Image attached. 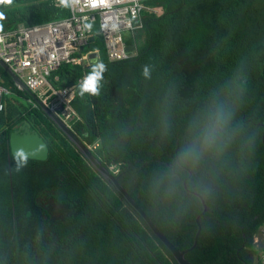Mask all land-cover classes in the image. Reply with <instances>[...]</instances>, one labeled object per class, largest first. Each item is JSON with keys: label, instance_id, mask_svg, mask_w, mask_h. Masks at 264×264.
Returning a JSON list of instances; mask_svg holds the SVG:
<instances>
[{"label": "trees", "instance_id": "obj_1", "mask_svg": "<svg viewBox=\"0 0 264 264\" xmlns=\"http://www.w3.org/2000/svg\"><path fill=\"white\" fill-rule=\"evenodd\" d=\"M129 45L136 55L110 61L99 97L79 95L74 133L108 168L193 264H255V238L264 226V0H150ZM2 30L58 21L70 9L52 0L0 5ZM64 64L61 86L91 65ZM148 65L150 78L141 75ZM3 84L28 99L0 66ZM214 100L233 108L235 141L224 155L197 163L180 159L193 116ZM29 127L42 137L47 160L16 169L11 134ZM10 159V162H9ZM186 181L187 188L184 182ZM0 264H178L113 183L91 165L42 110L5 96L0 115Z\"/></svg>", "mask_w": 264, "mask_h": 264}, {"label": "built area", "instance_id": "obj_2", "mask_svg": "<svg viewBox=\"0 0 264 264\" xmlns=\"http://www.w3.org/2000/svg\"><path fill=\"white\" fill-rule=\"evenodd\" d=\"M150 0H111L110 6L92 8L86 0L70 7V16L58 21L27 25L19 23L15 28L0 31V62H4L26 85L27 102L40 107L39 101L53 111L68 127L80 120L73 107L78 82L71 86H61L57 71L64 64L90 65V55L82 53V48L91 42L94 26L104 39L107 56L110 61L126 60L135 51H128L127 38H134L143 28L146 12L161 16L162 6H149ZM58 5V0H52ZM85 24H91L86 30ZM115 26V27H114ZM99 55V53H98ZM13 94L0 78V115L5 108V96ZM98 143L89 147L96 148Z\"/></svg>", "mask_w": 264, "mask_h": 264}, {"label": "clouds", "instance_id": "obj_3", "mask_svg": "<svg viewBox=\"0 0 264 264\" xmlns=\"http://www.w3.org/2000/svg\"><path fill=\"white\" fill-rule=\"evenodd\" d=\"M111 0H86L88 6L108 7ZM13 0H0V5H11ZM80 0H58V6L70 8L79 4ZM5 16L0 12V21ZM3 25L0 24V30ZM91 24H85L86 30ZM115 27V26H114ZM107 65L101 60L91 65L89 72L79 82V95L99 97L101 94L104 74ZM141 75L148 79L151 70L148 65L142 67ZM3 105H0L2 108ZM233 108L226 100H214L207 108L193 116L188 125V142L180 152V159L197 163L208 155H224L235 141V130L232 127ZM29 157L22 150L13 154V161L17 170L27 167Z\"/></svg>", "mask_w": 264, "mask_h": 264}, {"label": "water", "instance_id": "obj_4", "mask_svg": "<svg viewBox=\"0 0 264 264\" xmlns=\"http://www.w3.org/2000/svg\"><path fill=\"white\" fill-rule=\"evenodd\" d=\"M95 41V37H91V42ZM128 51L137 50L136 45L127 46ZM92 59L99 61V55L94 52L90 55ZM0 66L11 76L16 85L27 90L26 85L19 79V77L10 69L4 62H0ZM39 105L42 110L54 121V123L65 133V135L77 146L79 151L88 159L91 165L98 171L105 179L111 181L117 190L124 196L128 203L140 214L145 220L153 233L161 240V242L167 247V249L174 256L178 264H193L186 258V254L194 250L198 244L199 236L202 231V225L200 222L201 217L207 212V205L204 198L195 192L191 193L197 195L203 204V211L197 216L196 222L198 225V231L195 235V241L191 248L187 250L179 249L173 244L168 237L162 232V230L154 223L152 218L142 209V207L136 202V200L129 194V192L120 183L118 177H116L108 168H106L102 162L93 154L92 150L74 133V131L68 127L53 111L42 104L39 101ZM10 150L11 154H14L17 150H22L31 159L47 160L49 157V150L42 137L35 132H30L29 127L13 132L10 137ZM10 162V159H9ZM185 188H187L186 181L184 182Z\"/></svg>", "mask_w": 264, "mask_h": 264}, {"label": "rangeland", "instance_id": "obj_5", "mask_svg": "<svg viewBox=\"0 0 264 264\" xmlns=\"http://www.w3.org/2000/svg\"><path fill=\"white\" fill-rule=\"evenodd\" d=\"M8 97L16 98L21 103H27V101L22 97H17L15 94H9ZM255 248L259 252L258 260L255 264H264V226H262L255 238Z\"/></svg>", "mask_w": 264, "mask_h": 264}]
</instances>
